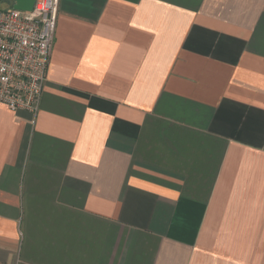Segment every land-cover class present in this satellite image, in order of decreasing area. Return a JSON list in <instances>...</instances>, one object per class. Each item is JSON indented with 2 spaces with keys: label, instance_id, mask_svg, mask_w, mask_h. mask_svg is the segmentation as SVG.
Instances as JSON below:
<instances>
[{
  "label": "crops",
  "instance_id": "crops-1",
  "mask_svg": "<svg viewBox=\"0 0 264 264\" xmlns=\"http://www.w3.org/2000/svg\"><path fill=\"white\" fill-rule=\"evenodd\" d=\"M0 264H264V0H59Z\"/></svg>",
  "mask_w": 264,
  "mask_h": 264
},
{
  "label": "built area",
  "instance_id": "built-area-1",
  "mask_svg": "<svg viewBox=\"0 0 264 264\" xmlns=\"http://www.w3.org/2000/svg\"><path fill=\"white\" fill-rule=\"evenodd\" d=\"M59 0L30 11L0 8V107L36 114L46 82Z\"/></svg>",
  "mask_w": 264,
  "mask_h": 264
},
{
  "label": "water",
  "instance_id": "water-1",
  "mask_svg": "<svg viewBox=\"0 0 264 264\" xmlns=\"http://www.w3.org/2000/svg\"><path fill=\"white\" fill-rule=\"evenodd\" d=\"M36 0H14L12 8L18 11H30Z\"/></svg>",
  "mask_w": 264,
  "mask_h": 264
},
{
  "label": "rangeland",
  "instance_id": "rangeland-1",
  "mask_svg": "<svg viewBox=\"0 0 264 264\" xmlns=\"http://www.w3.org/2000/svg\"><path fill=\"white\" fill-rule=\"evenodd\" d=\"M7 7H9V2H8V0H0V8H1V9H5V8H7Z\"/></svg>",
  "mask_w": 264,
  "mask_h": 264
}]
</instances>
